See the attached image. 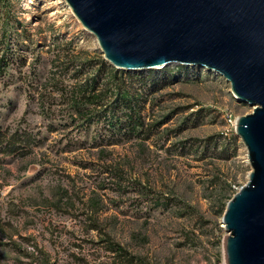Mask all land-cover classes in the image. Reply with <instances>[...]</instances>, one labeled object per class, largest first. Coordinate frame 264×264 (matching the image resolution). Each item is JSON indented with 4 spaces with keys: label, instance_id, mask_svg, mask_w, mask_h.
<instances>
[{
    "label": "rangeland",
    "instance_id": "374dc122",
    "mask_svg": "<svg viewBox=\"0 0 264 264\" xmlns=\"http://www.w3.org/2000/svg\"><path fill=\"white\" fill-rule=\"evenodd\" d=\"M253 108L205 66L116 68L66 0H0V264H227Z\"/></svg>",
    "mask_w": 264,
    "mask_h": 264
},
{
    "label": "water",
    "instance_id": "95a60500",
    "mask_svg": "<svg viewBox=\"0 0 264 264\" xmlns=\"http://www.w3.org/2000/svg\"><path fill=\"white\" fill-rule=\"evenodd\" d=\"M116 68L216 70L253 105L235 130L252 170L223 214L227 264H264V0H66Z\"/></svg>",
    "mask_w": 264,
    "mask_h": 264
},
{
    "label": "trees",
    "instance_id": "16d2710c",
    "mask_svg": "<svg viewBox=\"0 0 264 264\" xmlns=\"http://www.w3.org/2000/svg\"><path fill=\"white\" fill-rule=\"evenodd\" d=\"M118 249H120V248H118Z\"/></svg>",
    "mask_w": 264,
    "mask_h": 264
}]
</instances>
